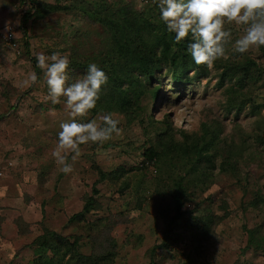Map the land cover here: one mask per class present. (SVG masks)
<instances>
[{
  "label": "rangeland",
  "instance_id": "1",
  "mask_svg": "<svg viewBox=\"0 0 264 264\" xmlns=\"http://www.w3.org/2000/svg\"><path fill=\"white\" fill-rule=\"evenodd\" d=\"M30 6L0 0V29L10 35L0 32V264H264V47L241 56L229 43L211 69L190 55L174 69L157 46L152 78L135 73L139 85L126 82L117 104L106 86L91 112L98 121L117 114L121 134L82 146L65 175L52 150L67 112L46 99L41 69L29 80L30 56L68 54L73 79L92 62L109 74L126 61L116 23L125 20L132 38L140 25L171 33L148 0H34L24 33ZM226 27L233 42L244 31ZM88 199L91 210L70 219Z\"/></svg>",
  "mask_w": 264,
  "mask_h": 264
},
{
  "label": "clouds",
  "instance_id": "2",
  "mask_svg": "<svg viewBox=\"0 0 264 264\" xmlns=\"http://www.w3.org/2000/svg\"><path fill=\"white\" fill-rule=\"evenodd\" d=\"M159 10V20L173 43L187 38L186 52L195 65L211 69L215 62L228 57L226 45L241 56L250 49L264 47V0H153ZM19 23V20H17ZM243 26V34L232 41L233 33L226 25ZM36 67L41 69L47 85L46 99L53 105L63 102L68 118L59 124L56 144L52 150L54 162L65 175L82 154L84 145L103 144L121 134L120 118L113 112L91 117L96 109L108 74L95 62L89 63L84 74L73 79L68 54L54 51L50 55L36 53ZM39 79L32 71L29 80Z\"/></svg>",
  "mask_w": 264,
  "mask_h": 264
},
{
  "label": "trees",
  "instance_id": "3",
  "mask_svg": "<svg viewBox=\"0 0 264 264\" xmlns=\"http://www.w3.org/2000/svg\"><path fill=\"white\" fill-rule=\"evenodd\" d=\"M26 1V0H23ZM152 1L153 7H155V4ZM29 3L31 6L28 9V12L24 13L22 19H21V26L25 33L26 31V23L28 19L31 17L32 9L34 8V0H29ZM156 8V7H155ZM130 7H120L118 12L124 13L128 12ZM157 13H159L158 8H156ZM134 18L138 19L139 16L136 14L133 15ZM141 17V16H140ZM146 23L147 21L144 20ZM163 27L165 28L164 24L162 23ZM113 29L116 31L115 36H117L118 42H115V50L117 51V55L123 56L126 60L121 66H118L113 72L108 74L109 80H108V91L106 95V99L111 102V104H117L120 102L121 99V93L125 91L124 87L122 86L128 82V90L131 87H136V85L140 83V81L135 79V73L144 75L145 78L151 79L154 70L157 68L156 61L154 60L155 55V49L157 46H162V58L168 59L170 62V65L177 69L181 66H184L185 58L187 57L186 52V46L184 45V42L181 43H173V36L172 34H168L172 37H169L167 34H154L153 30L146 29V33H143L141 30L144 29V26H139L138 29H132V35L131 37V29L128 27V24L125 20L116 23L113 26ZM25 45L28 48V42L25 41ZM173 45V46H172ZM27 54L29 53L28 50H26ZM31 61L34 64V69L37 73V75L40 72V69L36 67V59L33 56H30ZM251 64H255L253 60H247L245 61L242 66L244 70H246L248 74V70ZM116 67V66H115ZM184 70L177 71L173 73V77L175 80H180L181 76H183L185 73H183ZM135 91V89H134ZM153 95L158 94V89L155 88L153 90ZM239 110V109H238ZM262 140V139H261ZM188 147H185L186 150ZM198 151V150H197ZM144 154L147 159H152L155 156V151L152 147H148L144 150ZM99 173V179H102L104 177V174L101 170H98ZM183 184L177 183L175 184L174 190H173V200L175 203V214L180 215L181 214V207H182V196L184 195ZM184 188V186H183ZM95 190V189H94ZM96 191V190H95ZM185 191V189H184ZM92 206V199H88L85 201V205L83 207V210L72 215L70 219L77 220L79 219L83 214L88 213L91 210ZM91 258V256H89ZM46 262V261H44ZM45 264H52L49 261Z\"/></svg>",
  "mask_w": 264,
  "mask_h": 264
},
{
  "label": "built area",
  "instance_id": "4",
  "mask_svg": "<svg viewBox=\"0 0 264 264\" xmlns=\"http://www.w3.org/2000/svg\"><path fill=\"white\" fill-rule=\"evenodd\" d=\"M0 30H1V29H0ZM0 32H1V35H2L3 37H5V38H7V39L10 37V35L8 36L4 30H1Z\"/></svg>",
  "mask_w": 264,
  "mask_h": 264
}]
</instances>
